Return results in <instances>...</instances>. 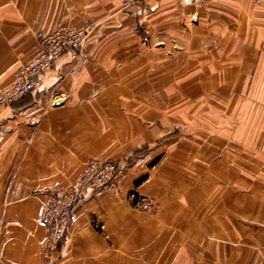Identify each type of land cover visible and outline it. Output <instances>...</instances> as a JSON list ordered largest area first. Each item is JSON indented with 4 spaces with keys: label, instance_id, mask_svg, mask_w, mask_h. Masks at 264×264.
Masks as SVG:
<instances>
[{
    "label": "crops",
    "instance_id": "1",
    "mask_svg": "<svg viewBox=\"0 0 264 264\" xmlns=\"http://www.w3.org/2000/svg\"><path fill=\"white\" fill-rule=\"evenodd\" d=\"M124 1L0 0V89L41 34L95 25L0 107V264L43 263L42 191L97 158L119 188L75 210L58 264H264V0Z\"/></svg>",
    "mask_w": 264,
    "mask_h": 264
},
{
    "label": "built area",
    "instance_id": "2",
    "mask_svg": "<svg viewBox=\"0 0 264 264\" xmlns=\"http://www.w3.org/2000/svg\"><path fill=\"white\" fill-rule=\"evenodd\" d=\"M147 1L149 0H125L123 7L142 5ZM187 1L193 5H204L212 0ZM260 1L252 0L255 4ZM94 28L93 24L83 27L64 24L41 34L38 38L39 52L17 68L10 83L0 89V107H11L35 92L40 80L52 71L62 56L74 53L80 61ZM70 73L75 74L76 68ZM120 171L121 164L116 160L91 159L86 162L75 184H56L42 191V194L47 196L46 200H41L38 211L39 223L47 232L41 247L42 264H58L67 228L75 210L89 199L99 198L106 192L117 191Z\"/></svg>",
    "mask_w": 264,
    "mask_h": 264
},
{
    "label": "rangeland",
    "instance_id": "3",
    "mask_svg": "<svg viewBox=\"0 0 264 264\" xmlns=\"http://www.w3.org/2000/svg\"><path fill=\"white\" fill-rule=\"evenodd\" d=\"M262 1V0H261ZM261 1H260V3H261ZM260 3H258V4H260Z\"/></svg>",
    "mask_w": 264,
    "mask_h": 264
},
{
    "label": "trees",
    "instance_id": "4",
    "mask_svg": "<svg viewBox=\"0 0 264 264\" xmlns=\"http://www.w3.org/2000/svg\"><path fill=\"white\" fill-rule=\"evenodd\" d=\"M24 99V98H23Z\"/></svg>",
    "mask_w": 264,
    "mask_h": 264
}]
</instances>
